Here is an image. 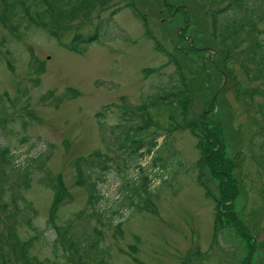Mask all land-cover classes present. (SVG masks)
I'll return each instance as SVG.
<instances>
[{
    "label": "rangeland",
    "instance_id": "obj_1",
    "mask_svg": "<svg viewBox=\"0 0 264 264\" xmlns=\"http://www.w3.org/2000/svg\"><path fill=\"white\" fill-rule=\"evenodd\" d=\"M227 1L110 0L99 3L87 22L60 28L61 39L28 18L14 30L0 8V147L16 163L29 155L48 156L46 168L71 193L60 202L55 222L73 219L76 233L84 226L101 231L98 249L88 258L76 254L74 264H264V80H251L250 65L232 58L214 33L211 13ZM102 19L100 40L83 44L81 51L67 48L76 33L93 34ZM259 27L264 39V21ZM176 63L192 80L188 121L203 136L202 149L191 129L168 130L173 128L166 108L144 103V94L171 82ZM134 109V118L149 114L168 128L160 130L165 133L159 153L178 152L190 173L163 183L158 170L157 212L126 209L120 225L99 224L89 215L119 198L123 173L108 162L103 191L109 201L93 207L77 184L75 164L96 150L114 156L103 143L101 125L122 123V111ZM40 176L35 172L30 187L20 188L38 214L35 228L22 226L19 236L27 240L43 230L30 255L63 264L61 252L56 255L49 244L56 231L49 223L55 191ZM0 238V264H14L1 219Z\"/></svg>",
    "mask_w": 264,
    "mask_h": 264
},
{
    "label": "trees",
    "instance_id": "obj_2",
    "mask_svg": "<svg viewBox=\"0 0 264 264\" xmlns=\"http://www.w3.org/2000/svg\"><path fill=\"white\" fill-rule=\"evenodd\" d=\"M109 1L0 0L2 10L0 15L14 30H18L23 19L28 18L35 26L42 27L57 39H61L60 28H66L77 22H87L99 3L104 5ZM258 5L261 8L258 9ZM126 6L134 7L131 3H127ZM248 7L251 8L250 11ZM118 10L119 8L114 9L111 14ZM19 14H22L20 18ZM211 16L214 33L221 38L232 58L241 59L250 65L246 67V71L251 80H264V39H260L259 36L262 32L259 23L264 21V0H228L225 6L215 7ZM103 26L104 19L95 28L93 34L84 37L76 33L71 43L65 45L72 51H81L83 44L100 40ZM176 66V75L171 76L169 84L157 85L154 93L147 92L143 95L146 105L155 108L164 107L169 111L172 121L167 126H171L172 130L166 128L164 124L160 125L149 114L134 118L137 109L122 111L124 122L112 126H106L103 122L101 125L103 143L107 151L112 152L114 156L96 150L88 157L79 158L75 164L77 184L87 191V202L93 207L102 201H109V199L106 201L103 191L107 170L111 168L108 162L114 161L117 171L123 173L120 175L121 182L118 187L119 198H112L113 203L101 208L99 206L89 215L96 216L99 224L113 226L119 221L117 224L120 225L125 218L126 209L131 214L141 211L157 212L155 199L158 198L157 190L161 185L156 186L154 183L158 170L164 172H160L163 183L176 179L177 174L186 171L190 173L187 162L178 152L175 151V155L171 156L159 153L158 141L165 133L160 130L191 129L199 137L198 148H203V136L201 137L195 128L192 129L188 121L187 101L190 100L192 80L187 77L180 63H176ZM140 109L144 110L146 106L141 105ZM150 153L153 155L144 165L143 159ZM47 161L48 156L29 155L24 161L16 163L12 152L6 147H0V167L4 171V174H0V209L5 213V215L0 213V219L4 225L6 242L12 251L14 264H44L42 260L30 255L32 242L43 234V230L27 240L19 236L20 227L35 228L33 219L38 211L32 200L28 199L20 189L30 187L35 172L41 173L40 183L55 191L49 223L56 231L55 238L49 241V244L56 255L58 251L61 252V256L65 259L63 264H74L76 254L81 258H88L90 250L95 247L98 249L100 244L101 231L96 226H92V230L84 226L80 233H76L73 219L64 225L55 222L60 202L68 196L70 198L71 193L60 189L59 183L46 168ZM7 169L13 174L12 176L5 172ZM130 169L135 170L133 175L128 172ZM6 196L9 198L5 199ZM85 211L82 209L77 216H83ZM86 224L90 225V220ZM88 232L94 234L90 236ZM94 256L99 258L100 254L95 252Z\"/></svg>",
    "mask_w": 264,
    "mask_h": 264
},
{
    "label": "bare ground",
    "instance_id": "obj_3",
    "mask_svg": "<svg viewBox=\"0 0 264 264\" xmlns=\"http://www.w3.org/2000/svg\"><path fill=\"white\" fill-rule=\"evenodd\" d=\"M95 227V226H94ZM92 230V227L90 228Z\"/></svg>",
    "mask_w": 264,
    "mask_h": 264
}]
</instances>
